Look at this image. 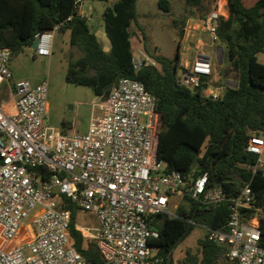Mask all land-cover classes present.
<instances>
[{
	"label": "built area",
	"instance_id": "built-area-1",
	"mask_svg": "<svg viewBox=\"0 0 264 264\" xmlns=\"http://www.w3.org/2000/svg\"><path fill=\"white\" fill-rule=\"evenodd\" d=\"M83 7L84 0H75L74 15L38 33L33 56L51 57L55 34L73 18L89 21ZM227 18L216 6L203 18L187 21L186 38L204 33L212 45L220 43L218 25ZM198 45L192 63L180 62L181 84L189 89L205 84L203 96L219 101L230 87L213 84L214 59L203 53L206 44L200 39ZM215 55L218 64L224 49L218 47ZM10 61L11 52L1 50L0 264H96L75 249L71 211L64 208V200L97 217L98 228L75 229L96 244L103 264H163L151 245L159 233L148 219L158 214L176 218L171 209L179 204L174 200L184 198L202 207L227 202V230L202 226L208 241L225 246L229 262L264 264L262 210L249 182L227 199L221 188L210 186L207 173L185 177L164 161L153 160L157 99L142 82L120 79L105 101L99 98L101 103L93 104L87 134H65L47 125V82H13ZM132 65L138 72L157 63L138 50ZM246 150L257 156L253 174L264 177V138L253 132ZM249 211L254 214L247 218Z\"/></svg>",
	"mask_w": 264,
	"mask_h": 264
},
{
	"label": "trees",
	"instance_id": "trees-1",
	"mask_svg": "<svg viewBox=\"0 0 264 264\" xmlns=\"http://www.w3.org/2000/svg\"><path fill=\"white\" fill-rule=\"evenodd\" d=\"M105 4L104 29L110 43L105 52L87 21L73 18L61 32L70 33V54L66 79L69 83L90 87L105 101L111 89L122 78L142 82L156 97L154 122V161H164L168 168L183 176L207 173L210 186L222 189L227 199L236 196L245 182L256 194L260 214L261 246L264 248V177L253 174L257 156L247 152L250 132L264 138V0H226L228 18L218 25V38L228 61V72L234 74L237 88H229L219 101L202 94V84L189 89L177 81L180 67V42L185 36L187 18L175 20L179 29V47L173 59L154 56L157 66L136 72L132 65L133 35L137 22L136 0H97ZM75 0H0V51L11 52V59L31 47L38 33L50 31L57 23L74 15ZM187 7L204 9L203 0H186ZM158 7L169 12V2L159 0ZM142 35H144L142 33ZM175 210L176 218L164 214L148 219L150 228L159 233L151 245L163 264H173L172 251L192 231L193 224L227 230L230 218L228 203L202 207L184 198ZM71 211L70 233L75 249L87 260L103 264L97 246L76 231V206L64 200ZM249 211L246 217L253 216ZM191 221L192 223H189ZM225 246L214 244L207 235L199 241L196 253L185 254L182 264H220L227 260ZM228 261V260H227ZM229 262V261H228ZM231 263V262H230ZM234 264H237L233 262Z\"/></svg>",
	"mask_w": 264,
	"mask_h": 264
},
{
	"label": "rangeland",
	"instance_id": "rangeland-1",
	"mask_svg": "<svg viewBox=\"0 0 264 264\" xmlns=\"http://www.w3.org/2000/svg\"><path fill=\"white\" fill-rule=\"evenodd\" d=\"M116 1L111 0L110 3L113 4ZM149 1L154 4L148 3ZM158 1L136 0L135 9L138 17L137 22L131 26L134 52L137 51V48L144 50L145 47L151 55L156 56L154 53L157 52L163 57L173 59L180 42L179 29L175 26L174 21L182 18L188 20L190 17L206 16L214 10L216 0H203L204 9L202 11L187 7L186 0H167L170 6L168 13L159 10ZM84 2L86 6L90 7L88 28L101 43L102 48L107 51L110 49V43L104 29L105 5L97 0H84ZM185 37L186 33L183 39ZM199 39L206 44L204 51L211 54L215 60L216 49L218 47L223 48V46L220 43L212 45L210 37L204 33H195L191 37L192 42ZM69 42V32H58L54 36L51 57H34V50L31 47H26L19 55L11 59L9 69L13 75V82L26 80L32 85H39L46 81L48 84L47 125L61 133H75L82 136L86 135L89 130L93 104L99 105L101 101L94 95L90 87L75 85L67 81V59L71 50ZM192 47L187 40L181 43L179 53L183 63L188 62L190 64L195 58L196 51ZM258 58L264 64V54H259ZM228 65L227 60L223 61L222 65L216 64L215 69L220 74V79H224V75L229 69ZM227 80L234 81V74H229ZM100 114L101 112L97 107L96 115L99 116ZM262 159L264 160V154ZM181 202V199L174 200L176 205ZM171 212H175L173 208ZM74 223L75 227H99L97 217L94 214L79 209L75 211ZM204 237V228L198 224H193L191 233L172 251L173 264H182V260L188 252L196 253L199 250V241ZM220 264L234 263L224 259Z\"/></svg>",
	"mask_w": 264,
	"mask_h": 264
},
{
	"label": "crops",
	"instance_id": "crops-1",
	"mask_svg": "<svg viewBox=\"0 0 264 264\" xmlns=\"http://www.w3.org/2000/svg\"><path fill=\"white\" fill-rule=\"evenodd\" d=\"M159 2V1H158ZM157 2V3H158ZM148 3H151V4H154V3H152V2H148ZM105 5V4H104ZM157 6H158V4H157ZM219 7V8H222L223 10H225L226 11V14H227V16H228V7H227V1L226 0H216V2L214 3V8L215 7ZM84 10L88 13V14H90L89 13V11H90V7H88V6H86L85 5V2H84ZM159 8V7H158ZM159 10H160V8H159ZM207 15V14H206ZM204 16H200V17H198V18H203ZM192 19H197V18H192V17H190L188 20H192ZM187 20V21H188ZM186 37H185V39H183L181 42H180V45H181V43L182 42H185L186 41ZM187 41H189L190 42V44L193 46L192 48H194V50L196 51V55L200 52L198 49H199V45H198V42H199V40H196V42H192L191 41V38H188L187 39ZM132 45H133V40H132ZM104 50V49H103ZM108 50H110V49H108ZM108 50L107 51H105V52H108ZM137 51L138 50H140V51H144L143 49H140V48H137L136 49ZM133 52H134V46H133ZM203 53L204 54H207L208 55V53H206L204 50H203ZM156 56H161L160 54H158L157 52L156 53H154ZM210 55V54H209ZM180 62H182V60L180 61ZM215 66H216V59L214 60V76H213V78H212V82H213V84L214 85H216V84H218V83H221V82H224V80L223 79H220L219 78V76H220V74L218 73V71H216V69H215ZM99 99V98H98ZM250 135H252L253 134V132H250L249 133Z\"/></svg>",
	"mask_w": 264,
	"mask_h": 264
},
{
	"label": "water",
	"instance_id": "water-1",
	"mask_svg": "<svg viewBox=\"0 0 264 264\" xmlns=\"http://www.w3.org/2000/svg\"><path fill=\"white\" fill-rule=\"evenodd\" d=\"M36 47H37V41H34V42L32 43V45H31V48H32L33 50H35ZM220 49H221V51H223V48H222V47H220ZM223 60H224V59L221 58V59L218 61V64H219V65H222V64H223ZM177 81H178L179 84H181V71L178 72ZM225 83H226L230 88H234V89L237 88V83H236V82H233V81L227 80V81H225Z\"/></svg>",
	"mask_w": 264,
	"mask_h": 264
}]
</instances>
